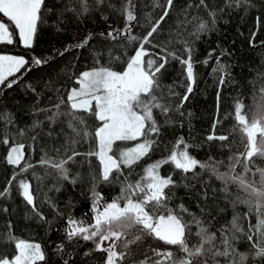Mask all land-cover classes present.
I'll use <instances>...</instances> for the list:
<instances>
[{
    "label": "snow or ice",
    "instance_id": "1",
    "mask_svg": "<svg viewBox=\"0 0 264 264\" xmlns=\"http://www.w3.org/2000/svg\"><path fill=\"white\" fill-rule=\"evenodd\" d=\"M255 7L256 0H52L51 6L49 0H0L9 22L0 19V44L18 37L33 49L44 27L72 36L51 55L0 52V96L23 84L33 97L19 115L0 110V163L13 169L0 200L15 189L25 218L59 233L49 252L18 236L10 208L0 206L7 214L0 264H49L50 256L59 264H77V258L79 264H264V84L251 106L236 96L221 115L222 88L233 82L224 60L231 52L212 49L204 60L194 58L196 40L219 31L225 17ZM97 17L102 30L82 27ZM84 51L85 66L62 68L67 82L59 87L51 76L41 85L25 83L33 69L72 52L79 60ZM210 60L216 112L211 132L198 139L192 113L183 109L197 83L196 65ZM173 61L181 78L169 82ZM227 120L233 123L218 132ZM186 122L188 132L177 134ZM198 148H206L204 158L193 154ZM69 188L65 213L48 193ZM105 189L118 191L109 198ZM72 193L88 202L80 216Z\"/></svg>",
    "mask_w": 264,
    "mask_h": 264
},
{
    "label": "trees",
    "instance_id": "2",
    "mask_svg": "<svg viewBox=\"0 0 264 264\" xmlns=\"http://www.w3.org/2000/svg\"><path fill=\"white\" fill-rule=\"evenodd\" d=\"M163 2V0H161ZM52 0H49L51 6ZM156 15L160 14V9L156 10ZM173 15H175L173 13ZM260 17V24L257 27L256 17ZM0 19L4 22L9 23L6 18L2 17L0 14ZM86 26L89 29L96 28L97 30H102L105 24L102 20L97 17L95 20L89 19L84 22L82 27ZM165 30L167 25L163 26ZM72 30L69 29V32ZM139 32V29H137ZM256 32L254 46L249 45V40L251 39V34ZM264 6H262L261 0H256V7L251 9L247 13L234 14L231 17H225L219 24V31L212 32L201 36L199 40L195 41V55L194 58L198 61H202L207 57V53L212 49H217V53L220 49H227L231 52V55L225 57L226 63L232 65V80L233 82L228 83L222 88V103H221V115L224 111L230 110L233 103V99L236 96H240L244 99L246 105L251 106L253 104V94L258 96L259 93L256 92L262 84H264ZM72 42V36L56 33L53 29L44 27L41 29L40 34L35 42V47L33 49H25L19 43L17 37V42L13 45H3L0 44V52H5L15 55H25L26 58H30L33 53L37 56L41 55H51L54 50L62 49L67 43ZM179 47V45H175ZM78 55L76 52L68 53L63 57H58L56 62L50 66H45L42 69H33L30 73H27L24 77L25 83H32L34 85H41L44 81L48 80L51 76L56 79L57 87L60 84L67 82V76L64 75L60 70L66 65L71 66L75 63V71L81 70L86 63L87 51L83 52V55L79 60L75 57ZM214 60H210L209 64L205 66L202 63L196 65V71L198 73L197 83L194 87V92L191 94L190 99L186 102L183 111L187 114L192 113L190 118V124L193 129V135H197V138H201L204 135L211 132V125L216 112V92L218 90L217 80L215 75L212 74V67H214ZM181 69L178 62L173 61L169 67L168 81L172 79H180L179 76ZM255 86V87H254ZM180 91H183L182 89ZM33 99L31 94H25L24 85L20 84L15 86L13 89H6L2 96H0V110L4 108L10 109L17 112L19 115L20 105H26L29 100ZM47 103V99L43 101ZM24 120H28L27 116L22 117ZM233 123L232 120H227L224 122V128L218 129V132L224 131ZM187 122L184 129H177V134L188 132ZM238 140V137H236ZM237 147H241L239 144L234 146L233 150ZM213 154H215L216 149L214 148ZM4 152L3 148H0V155ZM206 148L194 150V155L198 158H204ZM160 156V153H156L153 159ZM38 158L36 154H29V159ZM167 166H165V170ZM141 171L137 168V172ZM13 169L4 163H0V188H2L6 180L11 176ZM38 182L33 181V185L36 186ZM219 184L218 181L215 182ZM105 195L111 198L115 195L118 189H114L109 192L107 189L104 190ZM68 191L61 193L49 192L48 195L58 197L60 208L63 212L67 213L68 208L65 207V201L68 199ZM38 196H42V193L37 192ZM182 195V193H181ZM73 199L77 202L75 208V214L77 216L82 215L88 210V202L86 199L79 195L78 193H72ZM0 206H6L10 208L11 215L7 216L8 219H12L16 225L15 231L18 236L25 239L35 240L41 242L45 247L51 251L49 247L51 240H58V232H46L45 227L37 226V224L26 219L27 208L22 200L19 193L13 189L12 197L7 200H0ZM193 211H196L193 207ZM7 214H0V225L5 221ZM231 211H229V216ZM51 218V216H50ZM63 225V220L58 221L57 227ZM146 243H157L151 240L146 241ZM89 247V245H85ZM97 256L101 255L99 253ZM49 264H59V261L50 256ZM77 264H79V258H77Z\"/></svg>",
    "mask_w": 264,
    "mask_h": 264
}]
</instances>
